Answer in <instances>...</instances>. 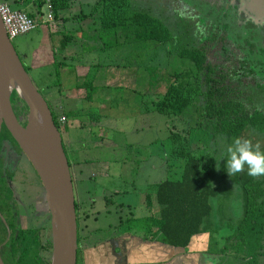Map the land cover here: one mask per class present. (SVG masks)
<instances>
[{
	"label": "rangeland",
	"instance_id": "374dc122",
	"mask_svg": "<svg viewBox=\"0 0 264 264\" xmlns=\"http://www.w3.org/2000/svg\"><path fill=\"white\" fill-rule=\"evenodd\" d=\"M7 1L11 7L20 9V5L18 6L16 2ZM130 1L132 9L146 12L159 19L171 32L172 40L166 45H157L147 41L131 44L130 49L127 48L130 57L124 60V63H134L144 67L151 96L140 97L141 111L130 115L126 120L122 119L123 117L120 118V123L127 122H124L123 133L119 137L116 136L120 147L118 156L121 160V169L117 171V174H120L121 179L126 181V186L120 181H117L115 185L121 192H131L136 188L142 191L145 187L147 192L142 196V199L148 195L151 202H155L152 194L153 187L165 181H177L181 177L184 158H181V155H175L174 152L180 149L189 152L195 158L202 160L207 168L209 167L211 176L208 181L216 193V198L210 201L211 214L204 222V228L206 227L208 230L207 233H211L213 236V239H210L208 249V253L213 256L201 257L203 264H264V250L255 259L242 255L230 247H228V251L221 253V250H224L226 246L225 238L229 235L230 226L238 222L242 216V192L239 182L251 178L258 179V176L247 175L246 166L241 172L229 177L224 171L222 159L225 149L234 138H246L252 144H259L261 151L264 152V131L258 132L249 129L239 136L231 137L215 135L206 129V122L197 127L199 120L193 114V107L187 108L179 117H166L157 113L151 104L152 101L156 100V95L153 94L154 80L152 82V79H162L191 69L189 61L178 57L179 50L197 46L212 37L219 40L224 38L225 42L232 44L231 49L226 44L223 48L218 45L215 46L213 49H215L214 52H218L217 56L222 58L228 53L230 55L233 53L237 56L232 58L240 57V60L241 58L247 60L251 64L250 70L253 71L252 78L260 87L264 86V0H259L258 3L251 1L250 6H245L244 0ZM19 2L24 8L30 7L29 3L32 1L19 0ZM253 9L260 10L259 14L254 15ZM39 35L38 32H33L11 41L32 82L35 76L29 72L21 50L37 47L40 41ZM247 44L253 46L252 51L248 49ZM153 69L157 72L154 73ZM244 89L251 91L256 107L264 112V92H257L250 80L246 82ZM37 90L46 99V92L40 88ZM61 116L63 115L57 114V119ZM67 124L61 125V128L63 126L69 127L70 123ZM136 128L137 132H132V129L135 130ZM60 132L64 145L63 129ZM4 139L6 140L5 136L2 140ZM65 152L68 157L66 149ZM124 158L127 161L125 165L122 163ZM8 159L5 157V161H3L4 168L13 175L5 180L4 186L12 192V195L6 196L4 193L2 195L6 196V199L3 198L5 202L9 200L14 203L13 210L16 216L21 219L18 229L27 232L29 229L38 228L41 244L50 242V222L45 195L36 174L25 157L17 164H12ZM217 162V166L220 167L219 170L216 168ZM138 197L140 196L136 194L124 196L120 193L119 195H112V198L109 197V199L114 204L130 203L131 210L123 212V217L126 215L127 218L117 226L121 232L130 229L133 233L142 236L140 232H142L141 227L146 214L142 208H139ZM23 198L26 199L25 202ZM35 204L39 213L38 221L34 220L37 218L36 216H33L34 219H32L29 209V206L32 207ZM96 205L98 208L102 206L99 199L96 200ZM6 207L9 210L11 204H6ZM114 217L113 214L107 215L106 218L100 215L98 216V223L91 222L90 225L102 230L103 226L106 225L105 221L113 222ZM3 219L8 226V222L11 220L10 213L3 212ZM77 223L80 235L82 227L80 217L77 218ZM7 231H12V229ZM10 234L12 235L11 232ZM95 235L93 236L96 237ZM262 245L264 246V242ZM50 251L49 253H41V257L47 256V260H49ZM32 256H35V252H32Z\"/></svg>",
	"mask_w": 264,
	"mask_h": 264
},
{
	"label": "crops",
	"instance_id": "0c3cea01",
	"mask_svg": "<svg viewBox=\"0 0 264 264\" xmlns=\"http://www.w3.org/2000/svg\"><path fill=\"white\" fill-rule=\"evenodd\" d=\"M10 1L20 5V9L11 7L7 0L0 2L33 17L38 12L41 15L42 6L38 9V5L44 0H31L30 7L24 8L19 0ZM54 1L57 3L53 21L30 32L40 34L39 44L21 52L29 72L35 76V87L46 92L44 100L50 111L62 114L70 123L63 135L70 158L77 218L82 222L78 264H203L201 257L213 256L208 254L211 233L192 237L182 249L153 239L143 240L141 235L128 232L129 229L121 232L117 226L127 218L123 212L131 210V205L114 204L109 199L112 195L140 196L139 208L145 211V217L149 215L142 199L147 188H136L131 193L121 192L115 185L120 181L126 186L117 174L121 160L116 136L123 133L127 122L120 123V118L126 120L141 111L140 97L151 96L148 79L144 67L124 63L130 57L127 48L136 43L134 39L122 38L119 32L115 40L100 37L101 0ZM126 162L124 158L122 163ZM98 199L104 208L97 207ZM152 209L158 215L155 202ZM110 214L115 220L105 221L102 230L91 227V222L98 223V216L106 218Z\"/></svg>",
	"mask_w": 264,
	"mask_h": 264
},
{
	"label": "trees",
	"instance_id": "16d2710c",
	"mask_svg": "<svg viewBox=\"0 0 264 264\" xmlns=\"http://www.w3.org/2000/svg\"><path fill=\"white\" fill-rule=\"evenodd\" d=\"M51 3L55 8L57 2L51 0ZM100 3L101 38L115 40L119 32L122 38L129 37L136 43L150 41L166 45L171 42L169 29L152 15L132 9L130 0H101ZM41 6L42 3H39L38 9ZM215 39L212 37L196 47L179 50L178 57L189 61L191 69L166 76L167 79H152L156 100L151 104L157 113L166 117H179L187 108L193 107V114L199 120L197 127L206 122V129L215 135L231 137L239 136L249 129L264 131V112L256 107L251 91L244 89L250 80L257 92H264L252 78L253 71L249 69L251 64L240 62V57L232 58L237 56L233 53L232 57L224 55L222 61L212 47ZM217 42L222 43V39ZM11 104L16 106L18 116L27 113L25 105L14 94ZM51 115L58 131H64L65 127L61 128L57 121V114L51 111ZM1 127L4 134L10 137ZM62 146L66 156L63 141ZM174 154L184 158L181 177L177 181H165L152 188L159 207L158 215L153 213L149 196H145L144 203L149 215L140 233L143 240L153 239L169 247L185 249L192 237L207 233L204 222L211 214L210 201L216 198V193L208 181L210 169L202 160L183 149ZM68 165L70 168L69 161ZM239 187L242 192V216L230 226L229 235L225 238L226 246L221 253L230 247L255 259L264 250V175H258L257 180L251 178L241 181ZM131 231L129 229L128 232ZM2 240L4 244L0 256L4 264H49L47 256L43 258L41 253H49L51 244H41L37 234L15 230L8 236L5 229ZM79 242L77 223V245ZM32 252H35V256H32Z\"/></svg>",
	"mask_w": 264,
	"mask_h": 264
},
{
	"label": "water",
	"instance_id": "95a60500",
	"mask_svg": "<svg viewBox=\"0 0 264 264\" xmlns=\"http://www.w3.org/2000/svg\"><path fill=\"white\" fill-rule=\"evenodd\" d=\"M13 94L27 108L24 116H17L13 111ZM1 126L26 158L43 188L51 232L49 264H76L74 186L61 133L0 20V132ZM0 264H4L1 256Z\"/></svg>",
	"mask_w": 264,
	"mask_h": 264
},
{
	"label": "flooded vegetation",
	"instance_id": "af4514ba",
	"mask_svg": "<svg viewBox=\"0 0 264 264\" xmlns=\"http://www.w3.org/2000/svg\"><path fill=\"white\" fill-rule=\"evenodd\" d=\"M248 1V2H247ZM255 2L258 3L259 0H244L245 6H250V2ZM254 11V12H253ZM252 12L254 13V15L259 14L260 10L258 9H253ZM216 38V37H215ZM217 40L219 39H215V42H212V47L214 48L215 46H220L223 48L224 44L229 45L230 49L232 48V44L231 43H227L224 41V38H222V43L217 42ZM202 43V42H201ZM201 43H199L198 45H200ZM197 45V46H198ZM196 47V46H194ZM247 47L250 51L253 50V46L247 44ZM228 53V52H226ZM216 54H218V52H216ZM228 56L232 57L229 53L227 54ZM240 60V59H239ZM240 62H248L247 60H244L243 58H241ZM249 63V62H248ZM250 69V68H249ZM264 83V81H263ZM261 88L264 89V86H262ZM13 111L16 114V109L15 107H13ZM17 115V114H16ZM18 116V115H17ZM1 136H0V253H1V249L3 247V237H4V230L6 229V231L8 229H12V231H7L8 236L11 235L10 232L13 234V231H19V232H23V230L18 229L19 224L21 223V219H19L14 210H13V201H9L6 200V202L4 201V199H6V196L12 195V192L9 191L5 186H4V182L7 178H9L10 176H12L13 174H11L10 172H7L4 168V164L3 161H5V157L9 158L8 160L14 164V163H18L21 159H23V155L21 154L19 148L17 147V145L14 143V141H12V139L10 137H8V135L4 134V132L2 131V127H1ZM4 136L6 137V140H2L4 138ZM5 144L9 147V149L6 148ZM38 179V178H37ZM5 194L6 196L4 197L2 194ZM14 196V195H13ZM12 196V197H13ZM4 198V199H3ZM22 201V200H21ZM23 201L25 202L26 199L23 198ZM6 204H11V208H9V210H7ZM29 206V205H28ZM30 212L32 214V219H34L33 216H36L37 218L34 220L38 221V217H39V213L38 210L36 209V204L35 206L32 205L29 206ZM3 212L4 213H10V222H8V226H6L5 221L3 219ZM29 212V211H28ZM11 226V227H10ZM38 229V228H37ZM35 228L29 229L27 230L26 233H30V234H37L38 238L39 237V230H37Z\"/></svg>",
	"mask_w": 264,
	"mask_h": 264
},
{
	"label": "built area",
	"instance_id": "2783aa9c",
	"mask_svg": "<svg viewBox=\"0 0 264 264\" xmlns=\"http://www.w3.org/2000/svg\"><path fill=\"white\" fill-rule=\"evenodd\" d=\"M42 3L41 15L38 12L35 17H30L26 12L15 10L8 4L0 2V20L10 41L34 31L40 24H47L53 21L54 9L51 0H44ZM57 121L60 125H65L67 118L61 116Z\"/></svg>",
	"mask_w": 264,
	"mask_h": 264
},
{
	"label": "clouds",
	"instance_id": "9594fccd",
	"mask_svg": "<svg viewBox=\"0 0 264 264\" xmlns=\"http://www.w3.org/2000/svg\"><path fill=\"white\" fill-rule=\"evenodd\" d=\"M224 171L229 177L247 168V175L255 177L264 175V152L259 144H252L246 138H234L226 147L224 157ZM216 168L219 170L220 167Z\"/></svg>",
	"mask_w": 264,
	"mask_h": 264
},
{
	"label": "bare ground",
	"instance_id": "6f19581e",
	"mask_svg": "<svg viewBox=\"0 0 264 264\" xmlns=\"http://www.w3.org/2000/svg\"><path fill=\"white\" fill-rule=\"evenodd\" d=\"M15 108H16V106H15ZM16 113H17V111H16ZM20 114H22V110H21V113Z\"/></svg>",
	"mask_w": 264,
	"mask_h": 264
}]
</instances>
